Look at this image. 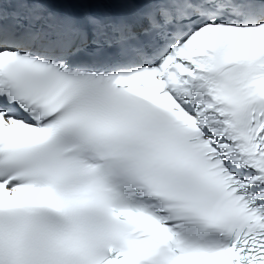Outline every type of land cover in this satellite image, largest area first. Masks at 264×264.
<instances>
[{"label":"snow or ice","instance_id":"6c2138e0","mask_svg":"<svg viewBox=\"0 0 264 264\" xmlns=\"http://www.w3.org/2000/svg\"><path fill=\"white\" fill-rule=\"evenodd\" d=\"M0 264H264V0H0Z\"/></svg>","mask_w":264,"mask_h":264}]
</instances>
